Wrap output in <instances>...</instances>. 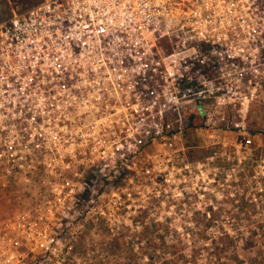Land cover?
<instances>
[{
    "label": "built area",
    "instance_id": "obj_1",
    "mask_svg": "<svg viewBox=\"0 0 264 264\" xmlns=\"http://www.w3.org/2000/svg\"><path fill=\"white\" fill-rule=\"evenodd\" d=\"M260 95L264 0H37L14 12L0 22V163L42 164L51 185L0 218V264H79L64 232L84 212L113 234L140 226L143 196L171 193L190 123Z\"/></svg>",
    "mask_w": 264,
    "mask_h": 264
},
{
    "label": "rangeland",
    "instance_id": "obj_2",
    "mask_svg": "<svg viewBox=\"0 0 264 264\" xmlns=\"http://www.w3.org/2000/svg\"><path fill=\"white\" fill-rule=\"evenodd\" d=\"M36 3L0 0V22ZM238 108L207 105V115L190 123L176 163L181 170L168 183L171 193L143 196L140 226L113 234L84 212L82 225L64 232L71 235L68 254L79 264H264L263 95L242 113ZM41 151L33 147V157ZM44 170L35 162L22 169L0 163V218L48 194ZM161 201L174 205L170 218L157 209Z\"/></svg>",
    "mask_w": 264,
    "mask_h": 264
},
{
    "label": "trees",
    "instance_id": "obj_3",
    "mask_svg": "<svg viewBox=\"0 0 264 264\" xmlns=\"http://www.w3.org/2000/svg\"><path fill=\"white\" fill-rule=\"evenodd\" d=\"M191 125H189V127H190ZM192 128V127H191ZM262 235H264V232L263 233H261Z\"/></svg>",
    "mask_w": 264,
    "mask_h": 264
}]
</instances>
